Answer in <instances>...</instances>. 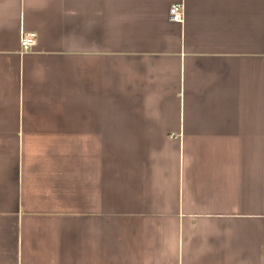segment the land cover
<instances>
[{"label":"crops","instance_id":"crops-1","mask_svg":"<svg viewBox=\"0 0 264 264\" xmlns=\"http://www.w3.org/2000/svg\"><path fill=\"white\" fill-rule=\"evenodd\" d=\"M0 264H264V0H0Z\"/></svg>","mask_w":264,"mask_h":264},{"label":"built area","instance_id":"built-area-1","mask_svg":"<svg viewBox=\"0 0 264 264\" xmlns=\"http://www.w3.org/2000/svg\"><path fill=\"white\" fill-rule=\"evenodd\" d=\"M168 18L171 22L174 23H181L184 19V8L181 4H175L172 5L169 8ZM33 35L32 34H26L24 37H22L21 45L24 48H27L33 44Z\"/></svg>","mask_w":264,"mask_h":264}]
</instances>
